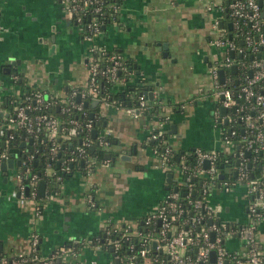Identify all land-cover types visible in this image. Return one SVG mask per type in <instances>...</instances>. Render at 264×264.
<instances>
[{
  "label": "crops",
  "instance_id": "0c3cea01",
  "mask_svg": "<svg viewBox=\"0 0 264 264\" xmlns=\"http://www.w3.org/2000/svg\"><path fill=\"white\" fill-rule=\"evenodd\" d=\"M222 1L118 0L116 20L103 24L97 40L136 64L128 82L126 104L133 103L143 90L151 103L150 111L135 116L126 107L89 101L87 105H97L101 117L95 127L97 134H105L111 140L105 148L108 160L98 161L91 177L80 170L64 176L57 193L44 200L38 215L12 195V169L7 168L6 175L0 170V255L27 249L31 231L39 233L40 251L49 255L71 238L87 240L104 235L108 225L119 228L127 223L141 224L143 216L154 210L179 182L176 169L162 164L149 143L150 132L164 115L168 117L162 128L163 139L174 150L186 153L196 147L224 149L222 125L230 127L233 110L222 114V104L212 91V69L225 56V50L218 48L213 39L217 33L234 35V28L221 8ZM214 20H218L219 31L213 27ZM86 52L87 43L79 26L67 17L59 0H0L2 106H6L7 96L20 88L19 78L18 82L12 81L14 73L28 87L41 88L49 95L63 96L82 89L86 85ZM41 56L47 62L41 63ZM36 66L39 72L32 78L29 72ZM219 69L224 80L229 75L237 80L236 71L230 68L227 72L219 66L217 74ZM117 88L119 85L113 90ZM154 99L163 101V106L158 105L155 111ZM134 144L136 153L130 159L120 158ZM167 172H172L170 182L166 180ZM138 180H143L144 189L135 183ZM88 192L93 195L96 208L87 206ZM208 201L220 207L218 214L223 221L242 224L247 220L244 184H236L230 191L216 187ZM258 239L264 254V223L259 225ZM224 243L230 251L243 250L239 234L226 235ZM78 258L81 264H90L91 260H95L93 264L118 261L93 240L82 245Z\"/></svg>",
  "mask_w": 264,
  "mask_h": 264
},
{
  "label": "built area",
  "instance_id": "2783aa9c",
  "mask_svg": "<svg viewBox=\"0 0 264 264\" xmlns=\"http://www.w3.org/2000/svg\"><path fill=\"white\" fill-rule=\"evenodd\" d=\"M261 1L263 4L264 0ZM59 2L67 17L79 26L81 37L87 43L85 87L78 91L72 90L68 95L59 96L49 95L41 88H29L28 91H24L20 86L16 92L13 91L7 96V107L0 104V162L7 160L11 154H16L11 167V178L15 181L12 195L31 206L35 215L41 213L45 204V201L38 200V196H44L46 200L56 194L59 181L65 173L70 172L72 162L78 163L80 160L84 165V175L91 177L98 161L90 155L88 148L97 143L105 149L111 144L110 138L105 134L92 136L95 113L93 112L92 117L90 114L87 117L88 111L84 100L88 103L97 100L104 105L126 107L127 112L135 116L148 112L151 108L147 94L143 91L137 94L133 103L127 105L121 100L112 99L107 92L101 90L103 81L113 87L119 85L117 90H123L129 85L128 82L134 74L133 65L128 66L126 58L119 51L108 49L97 40L102 33V25L108 20H116L120 7L118 0H59ZM228 8L234 35L220 36L217 33L213 39L218 48L225 50V56L212 69L214 78L212 91L227 109L236 105L234 112L243 125L241 134L236 137L237 132L230 124L222 137L224 149L205 150L196 147L192 150L196 162L190 166L186 162L187 153H182L178 162L171 161L173 148L164 141L162 135L163 124L168 116L164 115L158 120L149 138L150 140L162 138L165 145L163 150L155 146L151 149L162 164L176 169L179 182L176 190L173 188L168 190L157 207L144 215L140 224L144 225V229L140 226L134 227L130 223L119 228L114 225L105 227L106 245H110V249L116 252L114 256L120 264H264V254L258 239L259 225L264 223V174L260 177L250 175L247 165L250 154H246L247 151L250 153L254 151L253 160L256 161L264 152V58L257 56L264 51L262 29L264 9L259 0H231ZM247 23L250 25L249 28L245 27ZM213 27L219 31L218 20H214ZM236 37L240 38V44L237 43ZM231 51L234 55L229 54ZM236 53L239 57L235 56ZM248 53L249 60L246 58ZM233 63L237 68L235 76L237 72L239 73L237 80L239 78L242 80L237 93H234L230 86L233 77L228 74L229 76L220 82L217 74L219 66L229 72ZM11 77L14 82L19 78L17 73ZM78 92L79 101L76 100ZM126 96L127 91L123 92L124 101L128 98ZM238 96L244 98V104L238 105L236 99ZM158 101L159 104L163 103L162 99ZM54 110L65 116L55 115ZM79 131H84L80 143L75 144L68 155L62 156L60 150L63 141L76 137ZM30 138L32 141H29ZM21 142L23 145H20ZM40 151L47 155L48 162L42 172L33 171L34 159L38 158ZM220 152L224 156L221 157ZM229 155L235 157L236 164L230 166ZM205 159L209 161L208 167L203 166ZM219 159L222 160V166L227 162L226 172L234 171V179L226 178L220 171L217 167ZM107 160L104 158L99 162L104 163ZM220 173L223 177H219ZM40 180L45 181L42 195H39L38 191ZM197 180L200 186L196 184ZM236 184H244L247 192V220L242 224L223 221L218 214L220 207L211 205L208 201V195L216 187L230 191ZM180 188L185 192L190 207L183 205ZM198 191L201 195L193 198L192 195ZM85 199L88 207H97L90 192L86 194ZM209 219L211 223H208ZM154 224L158 229L154 230ZM116 230H119V236L110 237L109 234ZM211 233L214 234L212 240ZM230 233L241 236L242 251H230L225 246V236ZM131 238H134V241L128 244V253H118L122 240ZM92 240L71 238L68 244H62L49 255H44L39 248V233L31 231L27 249L17 250L11 255H0V264H81L78 258L81 249L78 250L76 244H81L82 247ZM211 250L215 251L214 260L211 259ZM93 263L95 260L90 261V264Z\"/></svg>",
  "mask_w": 264,
  "mask_h": 264
},
{
  "label": "trees",
  "instance_id": "16d2710c",
  "mask_svg": "<svg viewBox=\"0 0 264 264\" xmlns=\"http://www.w3.org/2000/svg\"><path fill=\"white\" fill-rule=\"evenodd\" d=\"M229 1H231V0H223L222 1V4L224 6L223 11H224V14L227 17H228V10H229V8H228ZM245 27L246 28H249L250 25L247 23L245 25ZM262 29H264V26L262 27ZM236 41H237L238 44H240V39L239 38L236 37ZM246 58L248 60L250 59V54L249 53L246 55ZM126 63H127L128 66H131L132 65L131 60H129L128 58H126ZM237 76L239 77V73L238 72H237ZM19 79H20L19 80L20 81L19 84H20L22 90L28 91L30 87H28L26 84L23 83V78H21L20 76H19ZM17 82H18V80H17ZM241 84H242L241 78H239V80L237 82L235 80H232V82L230 83V86L232 87L234 93L239 92V88H240ZM101 87H102V89H101L102 92H107L112 99L115 98V99H117L119 101L121 100V101H123V104H126L127 103V101H124L123 100L122 96H123V92H125V91L128 90L129 85H127V87L125 89H123V90H113V88H112L113 86H111V84L106 83V82L103 81L101 83ZM138 89L140 90V87ZM236 99H237L238 105H242V104L245 103V100H244V98L242 96H238V97H236ZM158 100L159 99H154L153 102H152V104L154 106V111H155V109L157 108L158 105L159 106L162 105V104H159ZM85 108L88 111L87 117H89V114H90L91 111L95 113V116L93 118V126H94V128L95 127L98 128L99 124L101 123V117H99L98 114L96 113L97 112V105L96 106H93V105H90L89 104ZM54 114L55 115H60L61 117H64L65 116L64 114H62V113L60 114L59 111H55V110H54ZM230 114L233 117V120L230 122V124L233 125L232 127L237 132L236 133V137H239V135L241 134V128H242L243 125H242L241 121L238 119V116H237L236 112L230 110ZM85 119H86V117H84V120ZM227 127H228V125H226V124L223 123L222 128H223L224 131H227ZM83 132L84 131H79L78 132V135L76 137L71 138V140H65V141H63V144H62V147H61V150H60V154L62 156L63 155H68L71 152V149L75 146V144H79L80 143V138L82 137L81 134ZM149 143H150L151 146H155L159 150H163L164 145H165V143L163 142V139L162 138H159V139H156V140H149ZM42 151L39 152L36 163L34 164V162H33V166H32V170L33 171H38V172L40 171V172H42L43 167L45 166L46 162H48L47 155L45 153H43ZM88 151H89L90 155L93 158H95V160H97V161H100V160L106 158L105 157L106 149H103L97 143H95L93 150H90L88 148ZM181 154H182V152H179V151L173 149V152H172V154L170 156L171 161L178 162L179 161V157L181 156ZM253 155H254V151H252L250 153V155H249V163L247 164L248 167H249V173H250L251 176L260 177L261 175L264 174V158H263L264 154L263 153L260 154L259 155V159L256 160V161L253 160ZM220 156L222 157V156H224V154L222 152H220ZM228 158L230 160V163H229L230 166L236 164L235 157H233L232 155H229ZM186 162H187L188 165L191 166L192 164H194L196 162L195 156L192 153H191V155L187 154L186 155ZM221 162H222V160L219 159V161L217 163V167L220 169V171L223 172V174L225 175L226 178L227 177H230V178H233L234 179L235 178L234 171H231L229 173L226 172L225 171V166H226V163L227 162H224V165L223 166H222ZM260 163H261V166L259 165ZM83 168H84V165L81 163L80 160L78 161V163L77 162H72V164L70 165V172L69 173H65L63 175V177L66 176V175H68V174L73 173L75 170L83 171ZM199 183L200 182L197 180L196 181V184L198 186H200ZM47 185L49 186L50 184L47 182ZM176 185H178V183H176ZM181 188H182V185H181ZM199 195H201V194L198 191V193L196 192L195 194L192 195V197L193 198L194 197H198ZM180 196H181V201H182L183 205L185 207H190L191 204L186 201V197H185L184 191L182 189L180 191ZM38 197H39L38 198L39 201H44L45 200V197L44 196H38ZM143 218H144V216H143ZM139 226H140L141 229H144V225H140L138 223L137 228H139ZM154 226H155L154 230L158 229V226L156 224H154ZM154 226L152 225V227H154ZM149 229H151V227H149ZM118 232H119V230L113 231V232H111L109 234V236L112 237V238H116V237L119 236ZM106 236L107 235H105V234L104 235L101 234L97 238L94 237L93 238V242L100 243L103 247H105L106 249H108L111 252V254L114 255V254H116V252L114 253L113 250H110V245H108V246L106 245V238H107ZM131 241H134V238L127 239V240L126 239L122 240L121 248H120V250H119L118 253H120V254H126V253H128L127 252V250L129 249L128 248V244ZM76 248L78 250L81 249V244H76ZM191 253H193V249L191 250Z\"/></svg>",
  "mask_w": 264,
  "mask_h": 264
},
{
  "label": "water",
  "instance_id": "95a60500",
  "mask_svg": "<svg viewBox=\"0 0 264 264\" xmlns=\"http://www.w3.org/2000/svg\"><path fill=\"white\" fill-rule=\"evenodd\" d=\"M259 4H261V5L264 6V3L262 4V1H261V0H259ZM262 16H264V11H262ZM102 27L104 28L105 26L103 25ZM228 27H229V28L231 27V24H230V23L228 24ZM163 46L166 47V44H163ZM164 54L166 55L165 52L163 53V55H164ZM230 54L233 55V52H230ZM257 56H258V57H264V52H261V53L257 54ZM135 65H136V64L134 63L133 66H135ZM231 71H232V72H235V71H236V64H232V65H231ZM218 74H219V79H220V81L223 82L224 79H223V71H222V69H219V70H218ZM235 81L237 82V80H235ZM148 95H149V98L152 99V92H151V91L148 92ZM76 100H78V101L80 100V94H79V92H78L77 95H76ZM92 101L95 102V103H97V100H92ZM83 102H84L85 106H87L88 101H87V100H84ZM235 108H236V105H232L231 109H232L233 111H235ZM219 109H220V112H221L222 114H224V115H225V114L227 113V111H228V109H227L225 106H223V105H220V108H219ZM90 116H91V117L93 116V112H90ZM224 121L227 122V118H225ZM96 134H97V130H96V128H93V129H92V136L95 137ZM29 141H32V138H30ZM114 143H116V142H114ZM117 143H118L119 146H121V142H120V141H118ZM1 145H2V142H1ZM20 145H23V142H21ZM93 149H94V145H91V146H90V150H93ZM136 150H137V149H136V145L134 144V145L132 146V150H128V151H126L125 153L120 154V158L130 159L131 154H135V153H136ZM186 153L189 154V155H191L192 150H188V151H186ZM246 154L249 155L250 152L247 151ZM14 156H16V154H11V157H9L7 160H2V161L0 162V170L3 172L4 175L7 174V168H11V167L13 166V157H14ZM36 161H37V159L35 158V159H34V164L36 163ZM17 163H19V160H17ZM81 163H82V162H81ZM259 165L261 166V163H260ZM57 166H58V165H57ZM203 166H204V167H208V166H209V161H208L207 159H205V160L203 161ZM166 176H167V179H166V180H167L168 182H170V180H171V176H172V172H167ZM219 177H223V174L220 173V174H219ZM44 187H45V181H44V180H40L39 183H38V191H39V195H42V194H43ZM173 189L176 190L177 187L174 186ZM184 193H185V192H184ZM141 223H142V221H141ZM208 223H211V220H210V219L208 220ZM213 237H214V234L211 233V238H210V239L212 240ZM152 246H153V247L155 246V241L152 242ZM111 250H112V248H111ZM210 253H211V259L214 260L215 251H214V250H211ZM116 264H118V261H116Z\"/></svg>",
  "mask_w": 264,
  "mask_h": 264
},
{
  "label": "rangeland",
  "instance_id": "374dc122",
  "mask_svg": "<svg viewBox=\"0 0 264 264\" xmlns=\"http://www.w3.org/2000/svg\"><path fill=\"white\" fill-rule=\"evenodd\" d=\"M106 47H107V46H106ZM40 59L42 60L41 63L47 62V58H45V57H43V56H41ZM45 65H46V64H45ZM38 72H39V70H38V67L36 66V70L31 69V71L29 72V74H30V76L32 75V76H31L32 78H34L35 75H36V73H38ZM209 96H210V95H209ZM263 158H264V156H263ZM175 176L177 177V173H175ZM135 183L138 184L140 188H142V189L145 188L144 186H142V185H143V184H142V183H143V180H138V181H136Z\"/></svg>",
  "mask_w": 264,
  "mask_h": 264
},
{
  "label": "flooded vegetation",
  "instance_id": "af4514ba",
  "mask_svg": "<svg viewBox=\"0 0 264 264\" xmlns=\"http://www.w3.org/2000/svg\"><path fill=\"white\" fill-rule=\"evenodd\" d=\"M17 162V161H16ZM17 164V163H16Z\"/></svg>",
  "mask_w": 264,
  "mask_h": 264
}]
</instances>
